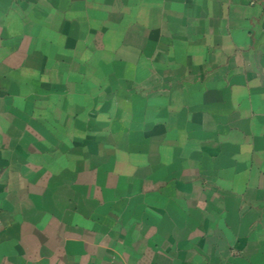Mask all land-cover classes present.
I'll return each instance as SVG.
<instances>
[{"label": "crops", "instance_id": "0c3cea01", "mask_svg": "<svg viewBox=\"0 0 264 264\" xmlns=\"http://www.w3.org/2000/svg\"><path fill=\"white\" fill-rule=\"evenodd\" d=\"M0 264H264V0H0Z\"/></svg>", "mask_w": 264, "mask_h": 264}]
</instances>
